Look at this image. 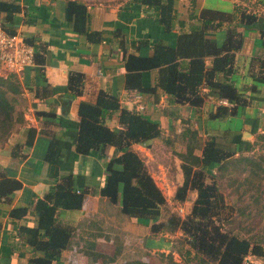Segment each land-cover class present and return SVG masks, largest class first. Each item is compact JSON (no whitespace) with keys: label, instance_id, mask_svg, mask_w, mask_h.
Returning <instances> with one entry per match:
<instances>
[{"label":"crops","instance_id":"crops-1","mask_svg":"<svg viewBox=\"0 0 264 264\" xmlns=\"http://www.w3.org/2000/svg\"><path fill=\"white\" fill-rule=\"evenodd\" d=\"M0 1L20 7L9 20L7 12L0 11V24L20 34L35 51L34 64L19 74L5 73L0 66V77L14 82L19 89L5 90L12 107L11 129L6 136H0V170L21 182V188L9 199L0 200V263L31 264L30 258L43 254L25 243L20 227L36 225L33 212L36 200L67 176L71 177L72 189L86 195L80 209H60L56 214L60 225L72 229V237L59 261L52 264H121V255L126 249L123 235H132L134 231L136 239L139 235L145 237L144 246L170 250L171 242L159 244L161 233L157 232L155 239L147 236L151 233L152 221L124 215L119 200L112 203L99 194L105 182L107 162L119 153L113 147L103 154L99 149L88 154L75 151L79 127L77 103L80 100L94 102L98 92L104 91L115 96L121 108L137 110L158 122L159 137L147 144L134 143L131 148L143 159L165 200L164 188L173 198L184 179L178 153L185 151L187 143L194 148L195 155H200L198 146H203L205 139L212 136L218 145L237 156L260 142L258 138L264 132V46L260 34L264 29V0H195V14L202 9L231 13L235 6L256 16L252 24H240L236 29L242 41L235 52L230 75L246 102L222 104L220 100L224 99H220L217 89L204 87L202 92L206 95L199 107L174 103L161 90L145 94L124 88L125 55H149L151 47L142 44L143 40H163L175 45L178 22H189V0H174L176 19L168 32L152 16V10L130 0H79L87 6L88 29L103 32L98 41H90L85 34L74 31L72 22L66 19L69 0ZM193 24L200 26L201 21L195 19ZM205 34L218 46L227 38L225 26L209 27ZM187 64V60L182 61L183 67ZM210 65L211 59H207L206 66ZM76 74L80 81L70 82V76ZM157 75V70L142 72L143 85H154ZM217 106L234 110L221 117H210ZM118 117L119 112H114L104 123L110 128H119ZM53 138L59 149L55 172L44 160ZM163 152L168 153L171 161H178V171L174 169L169 173L172 167L164 161ZM176 171L175 179L171 174ZM18 207H26V214L11 217L10 210ZM109 247L113 249L110 256L116 249L120 254L104 263L95 259V254L107 255Z\"/></svg>","mask_w":264,"mask_h":264},{"label":"trees","instance_id":"trees-1","mask_svg":"<svg viewBox=\"0 0 264 264\" xmlns=\"http://www.w3.org/2000/svg\"><path fill=\"white\" fill-rule=\"evenodd\" d=\"M138 3L147 10H152L158 23L166 32L172 29L176 19L174 0H130ZM195 0H189L188 21H179V33L175 45H169L163 40L141 41L149 44L151 52L147 56L128 53L124 57L125 78L124 88L127 91L151 94L161 90L166 93L170 101L179 104H189L199 107L203 103L206 93L204 87L217 89L220 99L241 105L245 98L230 80L233 71L235 52L239 49L242 35L237 31L240 24L249 25L256 20V16L245 9L234 6L231 13L202 9L199 14L194 13ZM20 7L14 3L1 2L0 11L7 12V19L11 14L19 12ZM66 19L72 22L74 31L83 33L90 41L101 39L102 31H90L87 26L88 10L86 4L79 0H69L66 7ZM199 19L200 26H194L193 21ZM188 26L189 29H186ZM225 26L227 38L222 46L206 36L207 28L220 29ZM2 27L9 33L13 30ZM264 46V29L260 30ZM211 59V65L206 66V60ZM187 60V66L182 61ZM264 66V65H263ZM157 70V80L152 86L143 85L141 74L144 71ZM80 81L79 74L71 75ZM3 87V88H2ZM70 87V85H69ZM5 90H19L14 82L0 77V136H6L11 129L10 111L12 107L7 102ZM74 95V94H72ZM221 106V105H220ZM217 106L210 114L216 118L232 113L234 108ZM79 127L74 149L80 154H88L98 150L101 154L113 147L119 154L112 156L106 165V176L103 187L99 190L102 197L109 202L119 200L121 212L136 219L152 221L150 232L179 230L184 239V254L179 253L180 261H176L172 253L161 254L168 258L167 264H257L245 261L248 255L264 258V248L259 244H252L249 239L223 231L217 218L223 208V196L214 178L206 181L207 176L213 177L210 168L216 171L226 170L231 162L243 163L251 171L258 168V163L247 156H234V152L218 145L215 138L208 136L203 146H198L200 155L194 154V148L189 143L185 151L179 152L183 182L176 189L174 200L184 202L191 190L196 195L189 213L181 218L170 215L165 222H155L160 216L161 207L166 200L158 188L143 159L131 146L134 143L147 144L161 135L159 123L134 109L121 108L118 99L104 91H99L94 102L80 100L77 103ZM114 112H119V128H110L104 123L105 118ZM264 140V132L258 138ZM58 142H49L44 160L55 171L58 167ZM255 172V171H254ZM71 177L67 176L42 197L38 198L33 212L36 215V225L21 226L23 240L34 251H42L41 256L29 259L31 264H52L58 262L61 252L66 249L72 237V229L62 226L56 221V214L60 209H80L86 193L72 189ZM21 188L18 179L11 178L5 170H0V200H7ZM27 212L26 207L10 210L11 217H22ZM154 221V222H153ZM217 221V222H216ZM116 249L110 261L119 255ZM103 254H95V257ZM132 264V263H123ZM137 264H148L137 262ZM195 264V263H193Z\"/></svg>","mask_w":264,"mask_h":264},{"label":"rangeland","instance_id":"rangeland-1","mask_svg":"<svg viewBox=\"0 0 264 264\" xmlns=\"http://www.w3.org/2000/svg\"><path fill=\"white\" fill-rule=\"evenodd\" d=\"M118 128V127H116ZM164 156V161L170 163L172 169L169 170L171 173L174 169L178 171V161L169 158L168 153L161 154ZM247 156L252 158L258 163V168L251 171L248 166L243 165L239 162H231L227 165L226 170L216 171L215 167L210 168V172L213 177L207 176L206 181H214L217 183L220 192L223 196V208L217 223L223 224L222 230L225 232H231L239 237L247 238L252 244H259L264 248V140L255 144L247 153H239L237 156ZM145 156V153H144ZM143 156V157H144ZM176 172H173L171 176L176 179ZM174 180H169L171 182ZM165 187V185H164ZM172 187V186H171ZM173 188V187H172ZM166 193V202L161 207L160 216L157 218L158 222H165L170 215H176L184 218L190 211L193 204L192 201L195 198V191L191 190L187 193L186 200L183 203H178L168 195L167 189H163ZM174 190V189H172ZM159 244L169 245L171 242V249H162L159 246H144V238H135L134 234L123 235V248L124 254L121 255L120 263H132L147 262L148 264H167L168 258L162 257L163 254L172 253L176 261H180L181 257L178 255L180 252L184 254L185 245L184 237L179 230L175 231H160ZM155 234H147L148 237L155 239ZM159 236V235H158ZM142 246V247H141ZM145 248V249H144ZM112 247L107 250V255L112 253ZM164 250V251H163ZM168 251V252H167ZM107 255L95 257L100 262L104 263L107 261ZM109 261V260H108ZM245 261H253L257 264H264V258L254 255H248ZM198 263L196 260H191L190 264Z\"/></svg>","mask_w":264,"mask_h":264},{"label":"built area","instance_id":"built-area-1","mask_svg":"<svg viewBox=\"0 0 264 264\" xmlns=\"http://www.w3.org/2000/svg\"><path fill=\"white\" fill-rule=\"evenodd\" d=\"M34 54L33 46L20 34L9 33L0 24V66L5 73H21L34 64ZM220 103L227 104V100H220Z\"/></svg>","mask_w":264,"mask_h":264}]
</instances>
